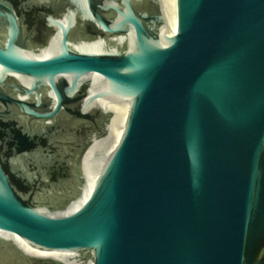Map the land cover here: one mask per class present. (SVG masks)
I'll list each match as a JSON object with an SVG mask.
<instances>
[{"label":"water","instance_id":"water-1","mask_svg":"<svg viewBox=\"0 0 264 264\" xmlns=\"http://www.w3.org/2000/svg\"><path fill=\"white\" fill-rule=\"evenodd\" d=\"M0 264H264V0H0Z\"/></svg>","mask_w":264,"mask_h":264}]
</instances>
